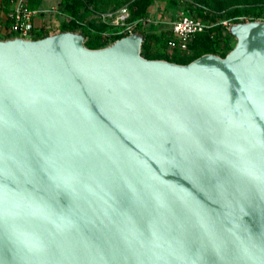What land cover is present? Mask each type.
<instances>
[{
    "label": "water",
    "instance_id": "95a60500",
    "mask_svg": "<svg viewBox=\"0 0 264 264\" xmlns=\"http://www.w3.org/2000/svg\"><path fill=\"white\" fill-rule=\"evenodd\" d=\"M231 33L0 38V264H264V20Z\"/></svg>",
    "mask_w": 264,
    "mask_h": 264
},
{
    "label": "rangeland",
    "instance_id": "374dc122",
    "mask_svg": "<svg viewBox=\"0 0 264 264\" xmlns=\"http://www.w3.org/2000/svg\"><path fill=\"white\" fill-rule=\"evenodd\" d=\"M27 2L41 12L42 24L44 28L52 31L51 33L59 32L64 26L76 25L78 28L87 29L96 41L91 43L95 48L108 45L102 44L108 34L118 39L125 36V33L119 32L123 30L122 26L117 28L104 22L100 17L101 12L116 11L123 7L128 8L129 23L139 26L146 22L160 37H164L165 32H170L172 21L181 14L200 16L218 24L235 21L241 16L248 20H264V0H83L77 13L72 12L73 0H27ZM218 30L219 28L210 32L204 40L193 43L189 51L171 50L168 58L190 62L197 57L200 48L207 49L213 40L220 38L217 36ZM236 41H233L231 49ZM162 42L165 46V42L163 40ZM159 47L157 45L152 49L160 51ZM231 49L225 51L229 52ZM142 52L147 54L144 48Z\"/></svg>",
    "mask_w": 264,
    "mask_h": 264
},
{
    "label": "built area",
    "instance_id": "2783aa9c",
    "mask_svg": "<svg viewBox=\"0 0 264 264\" xmlns=\"http://www.w3.org/2000/svg\"><path fill=\"white\" fill-rule=\"evenodd\" d=\"M11 6L7 12V17L9 19V31L12 37H23V38H34L39 32V29L44 27L37 25L36 17L41 14L38 9H33L29 6L27 0H10ZM100 17L104 22L112 24L117 28L123 27L120 33H125V35L136 32L140 27L143 29L149 28V24H141L136 26L127 21L128 8L123 7L116 11H105L100 13ZM238 21H250L244 17H238ZM234 24L233 20L224 22L222 24L205 21L202 18L192 16L190 14L178 15L171 23L170 32L165 37V44L167 50L170 52L174 49H179L181 51H189L193 41L203 33H209L214 31L215 27L219 30L216 31L220 34L219 40L221 44L219 48H226L231 46L233 41H236L235 36H230L228 42H226V37L231 32V27Z\"/></svg>",
    "mask_w": 264,
    "mask_h": 264
},
{
    "label": "trees",
    "instance_id": "16d2710c",
    "mask_svg": "<svg viewBox=\"0 0 264 264\" xmlns=\"http://www.w3.org/2000/svg\"><path fill=\"white\" fill-rule=\"evenodd\" d=\"M10 1V0H9ZM83 0H73V5L74 8L72 10L73 13H77L78 10L80 9V6L82 4ZM29 6L33 9H36L34 6L30 5ZM199 18H202L200 16H197ZM203 20L207 21L206 18H202ZM240 22L238 20H235L234 23ZM149 30H147L145 27L143 29H137V31L141 32L144 34V43H143V48L144 50H146L147 54L143 53V55L147 58H159V59H167V60H171L170 58H168V55H164L167 57H164L163 55L161 57H158L156 54H153V56L151 57L150 55L153 53V49L154 46L160 45L162 42V40H165V37H160L155 31H152L150 28H148ZM215 30L218 29V27L214 28ZM67 30H72V31H77V32H81L85 35V44L90 47V48H95V46H92L91 43H94L96 41L93 40L91 34L87 31V29L84 28H78V26L73 25V26H64L60 31H67ZM51 33L49 32H38L36 34V36L34 38H42L45 37L47 35H49ZM209 33H203L200 34L194 41L193 43L197 42V41H201L204 40L207 36H209ZM228 36L226 37V42H228L229 37L230 36H234L231 32L229 34H227ZM217 36L219 37L220 34L218 33ZM12 37L10 32L1 34L0 33V38H10ZM118 37H114L113 35L108 34L105 38H104V43L102 44H111L112 42H114L115 40H117ZM165 42V41H164ZM193 43L191 44V47L193 45ZM221 44V40L217 39V40H213L211 42V45L208 46L207 49L205 48H200V50L198 51L197 57L206 54V53H216V54H220L222 56H225L228 52L225 51L226 49H231V46L224 48H219V45ZM194 47V46H193ZM197 47V46H196ZM234 47V45H233ZM232 47V48H233ZM196 57V58H197ZM195 59V58H194ZM174 61V60H171ZM192 61V60H191ZM175 62H179V63H188L185 61H175Z\"/></svg>",
    "mask_w": 264,
    "mask_h": 264
},
{
    "label": "crops",
    "instance_id": "0c3cea01",
    "mask_svg": "<svg viewBox=\"0 0 264 264\" xmlns=\"http://www.w3.org/2000/svg\"><path fill=\"white\" fill-rule=\"evenodd\" d=\"M11 6V1L9 0H0V33L4 34L7 33L9 30V19L7 17V12ZM48 16H46L45 19H47ZM36 23L37 25L41 26L42 25V17L39 15L36 17ZM149 30V29H147ZM39 32H49L51 33L52 31L47 30V28H40ZM168 33L165 32L164 37L167 36ZM165 41V40H164ZM160 51H153L154 54H156L158 57H161L162 55H169V51L166 48V45L163 46L162 43L159 45Z\"/></svg>",
    "mask_w": 264,
    "mask_h": 264
}]
</instances>
